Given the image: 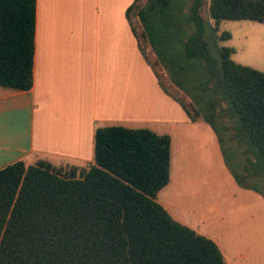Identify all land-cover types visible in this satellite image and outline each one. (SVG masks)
<instances>
[{"label": "trees", "instance_id": "16d2710c", "mask_svg": "<svg viewBox=\"0 0 264 264\" xmlns=\"http://www.w3.org/2000/svg\"><path fill=\"white\" fill-rule=\"evenodd\" d=\"M138 0L128 7L126 17ZM172 0H147L135 15L144 32ZM36 0H0V86H33ZM191 0L182 56L206 74L201 116L221 137L231 132L244 147L235 181H264V72L233 61L218 47L224 20L264 23V0ZM160 30V28H158ZM158 30V31H159ZM191 30V31H190ZM171 139L148 129L98 128L94 163L86 169L45 160L0 169V264H226L218 245L176 221L158 203L170 181Z\"/></svg>", "mask_w": 264, "mask_h": 264}, {"label": "crops", "instance_id": "0c3cea01", "mask_svg": "<svg viewBox=\"0 0 264 264\" xmlns=\"http://www.w3.org/2000/svg\"><path fill=\"white\" fill-rule=\"evenodd\" d=\"M133 2L36 0L33 86H0V169L39 160L86 169L107 126L168 135L171 152L173 132L192 122L140 48L126 17Z\"/></svg>", "mask_w": 264, "mask_h": 264}, {"label": "rangeland", "instance_id": "374dc122", "mask_svg": "<svg viewBox=\"0 0 264 264\" xmlns=\"http://www.w3.org/2000/svg\"><path fill=\"white\" fill-rule=\"evenodd\" d=\"M146 2L138 0L130 14L140 48L162 88L195 116L197 106L204 109L207 76L198 63L184 59L177 40L179 31L187 30L184 15L191 0H172L150 33L135 15ZM207 5L208 0L203 16L212 24ZM222 32L230 39L218 41V47L232 48L234 62L264 72V23L224 20ZM197 118L172 134L170 181L157 201L175 220L213 240L226 264H264V181L249 179L251 187L240 186L234 175L241 173L244 147L231 132L222 133V140Z\"/></svg>", "mask_w": 264, "mask_h": 264}]
</instances>
